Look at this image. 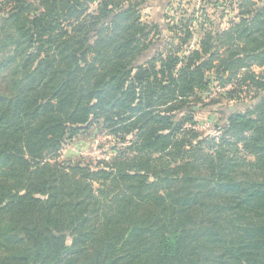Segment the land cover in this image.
I'll list each match as a JSON object with an SVG mask.
<instances>
[{
    "label": "trees",
    "instance_id": "16d2710c",
    "mask_svg": "<svg viewBox=\"0 0 264 264\" xmlns=\"http://www.w3.org/2000/svg\"><path fill=\"white\" fill-rule=\"evenodd\" d=\"M151 1L0 0V264H264V0L171 8L166 37ZM214 84L220 137L190 107ZM98 123L124 150L60 161Z\"/></svg>",
    "mask_w": 264,
    "mask_h": 264
},
{
    "label": "rangeland",
    "instance_id": "374dc122",
    "mask_svg": "<svg viewBox=\"0 0 264 264\" xmlns=\"http://www.w3.org/2000/svg\"><path fill=\"white\" fill-rule=\"evenodd\" d=\"M186 2L188 4L183 3L181 5L178 2H173V4L169 3V7L167 6L168 8L162 11L165 15L167 13L168 16L173 15V11L170 8L180 7L181 9L190 11L193 7L194 0L190 2L187 0ZM207 11H209V14L215 15V9L212 7L207 9ZM193 39L194 37L190 43H192ZM190 107H193L196 111V120L198 121L196 128L204 136L210 137H220L222 135L221 132H218L215 125L223 123L226 119V115L223 112L224 108L230 107L231 110L234 109L232 103L221 99L219 96H210L209 93L194 97L190 102ZM125 146L120 140L109 135L104 130L103 125L98 123L89 131L80 134L72 140H67L61 149L60 161L90 165L93 169L101 168L104 162H110L112 158L124 150Z\"/></svg>",
    "mask_w": 264,
    "mask_h": 264
},
{
    "label": "crops",
    "instance_id": "0c3cea01",
    "mask_svg": "<svg viewBox=\"0 0 264 264\" xmlns=\"http://www.w3.org/2000/svg\"><path fill=\"white\" fill-rule=\"evenodd\" d=\"M187 1V0H185ZM191 0H189L190 2ZM188 3V2H185ZM169 2L168 0H153L151 2H149L146 6V8L143 10V14H142V19L143 21H145L146 23L149 24H157L159 26H161L162 30L164 31V36H168V32L166 31V25H167V21H166V17H167V13L165 15V13H163V9L166 10V8H168L169 6ZM168 6V7H167ZM171 9V8H170ZM237 14V11L231 13L230 15H227L222 22V27H226L227 26V22L234 18ZM178 18H176L177 20ZM196 29V28H194ZM196 31V30H194ZM194 38H196V42L198 43L199 39L201 38L200 33L197 31L196 34L194 35ZM257 71H260V69H256ZM198 95V94H197ZM200 95V94H199Z\"/></svg>",
    "mask_w": 264,
    "mask_h": 264
},
{
    "label": "built area",
    "instance_id": "2783aa9c",
    "mask_svg": "<svg viewBox=\"0 0 264 264\" xmlns=\"http://www.w3.org/2000/svg\"><path fill=\"white\" fill-rule=\"evenodd\" d=\"M186 1H184L183 3H185ZM182 3V4H183ZM195 7L196 9H200L202 7V1L201 0H195ZM179 14V13H178ZM179 16V15H178ZM197 46V42L195 41V38L193 39L192 43H190V49H194ZM227 90V88H222L220 87L218 84H214L212 89L209 92L210 96H220L222 95L225 91Z\"/></svg>",
    "mask_w": 264,
    "mask_h": 264
}]
</instances>
